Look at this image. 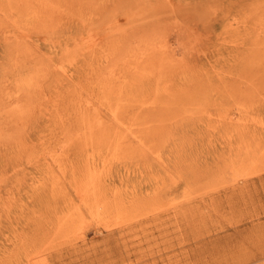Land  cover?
<instances>
[{
	"label": "rangeland",
	"instance_id": "1",
	"mask_svg": "<svg viewBox=\"0 0 264 264\" xmlns=\"http://www.w3.org/2000/svg\"><path fill=\"white\" fill-rule=\"evenodd\" d=\"M0 264H264V0H0Z\"/></svg>",
	"mask_w": 264,
	"mask_h": 264
}]
</instances>
